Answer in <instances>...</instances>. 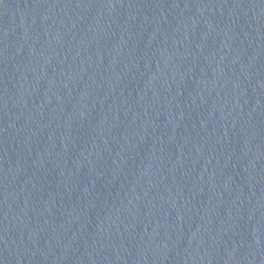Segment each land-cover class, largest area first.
<instances>
[{
    "label": "water",
    "instance_id": "1",
    "mask_svg": "<svg viewBox=\"0 0 264 264\" xmlns=\"http://www.w3.org/2000/svg\"><path fill=\"white\" fill-rule=\"evenodd\" d=\"M0 264H264V0H0Z\"/></svg>",
    "mask_w": 264,
    "mask_h": 264
}]
</instances>
